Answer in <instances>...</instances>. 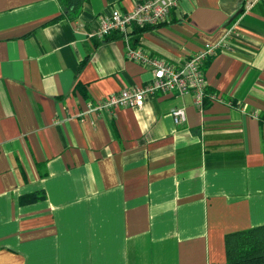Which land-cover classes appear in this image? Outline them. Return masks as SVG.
<instances>
[{"label": "crops", "instance_id": "0c3cea01", "mask_svg": "<svg viewBox=\"0 0 264 264\" xmlns=\"http://www.w3.org/2000/svg\"><path fill=\"white\" fill-rule=\"evenodd\" d=\"M136 1L67 17L57 0H0V264H218L226 232L264 223V0H176L128 30L169 63L224 41L203 62L202 107L155 90L94 108L151 77L117 32L88 35Z\"/></svg>", "mask_w": 264, "mask_h": 264}, {"label": "built area", "instance_id": "2783aa9c", "mask_svg": "<svg viewBox=\"0 0 264 264\" xmlns=\"http://www.w3.org/2000/svg\"><path fill=\"white\" fill-rule=\"evenodd\" d=\"M175 5L176 0H137L130 10L111 8L108 12L97 15L96 27L88 32V35L103 38L111 32H117L124 41V56L147 64L151 77L147 83L140 86L121 87L118 91L107 94L93 105L94 108L138 107L142 104L144 96L155 90L176 94L190 93L194 104L201 106L205 95L202 65L207 57L224 45L223 40L205 42L177 63H169L149 55L139 45H131L128 41V30L132 26H153L162 22L170 8ZM227 35L229 32L225 34ZM208 97L214 96L210 93ZM170 115L174 123L184 119L183 109L179 106L172 107Z\"/></svg>", "mask_w": 264, "mask_h": 264}, {"label": "trees", "instance_id": "16d2710c", "mask_svg": "<svg viewBox=\"0 0 264 264\" xmlns=\"http://www.w3.org/2000/svg\"><path fill=\"white\" fill-rule=\"evenodd\" d=\"M57 1L61 15L73 17L82 0ZM148 26L150 25L136 26L135 29ZM204 92L201 107L206 104L210 90L205 86ZM38 194V192H33L28 194L26 198L33 199ZM223 250L224 261L218 264H264V223L226 232L223 235Z\"/></svg>", "mask_w": 264, "mask_h": 264}]
</instances>
